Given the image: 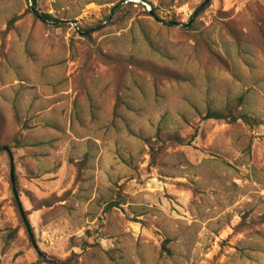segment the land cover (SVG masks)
Here are the masks:
<instances>
[{
  "label": "rangeland",
  "instance_id": "1",
  "mask_svg": "<svg viewBox=\"0 0 264 264\" xmlns=\"http://www.w3.org/2000/svg\"><path fill=\"white\" fill-rule=\"evenodd\" d=\"M207 1L37 0L57 26L32 0H0V145L22 141L16 190L49 259L264 264V0ZM121 3L92 39L68 24L92 27ZM208 110L257 124L203 122ZM196 128L149 169L143 138ZM177 154L190 166L161 176ZM10 171L0 151V264H46Z\"/></svg>",
  "mask_w": 264,
  "mask_h": 264
},
{
  "label": "trees",
  "instance_id": "2",
  "mask_svg": "<svg viewBox=\"0 0 264 264\" xmlns=\"http://www.w3.org/2000/svg\"><path fill=\"white\" fill-rule=\"evenodd\" d=\"M33 7L31 9V12L36 20H39L40 22L44 24H50L53 23L55 25L63 24L64 22L56 19L54 16L47 14V13H41L39 10H37V0H32ZM122 3L113 7L111 9V13L109 16H106L102 20L94 23L92 27H79V33L82 34L83 37L92 39V36L94 33L100 31L104 26H106L108 23L111 22L112 16H115L119 14L122 11ZM206 6H200L192 16V18L189 20V23L185 25V27L188 28L189 31L193 32L198 28L199 25V18L202 16V14L205 12ZM158 9L152 8V11L149 13L151 16H157ZM196 15V16H195ZM66 23V22H65ZM69 24V23H68ZM169 26H174L176 22H170L167 23ZM1 114H0V124H1ZM224 121L225 123L229 125L236 124L239 120H242L243 123L247 124L250 127H254L257 122L253 120L252 118L248 117V115L242 114L239 116L234 115L232 112H223L218 110H208L203 117L202 121ZM199 129L196 128L194 131V134L190 135L188 139L183 138L177 133H168L163 134L162 132H158L155 136V141L153 138H143V141L145 145L148 147V155L150 158L149 162V169L154 172L159 166H160V159L165 156L166 151H168L171 148H174L176 146H187L191 145L196 138L198 137ZM21 140L15 139L11 145L5 146L8 147L9 150L19 149L21 147ZM1 146V145H0ZM186 166H190L188 160L183 154H177L173 157L169 158V161L163 165L166 169H168L169 173H164L161 176L165 178H175L174 173L179 172L183 170ZM125 204L124 201L119 199V201L115 202L111 207H120L121 205ZM19 212V210H18ZM20 213V212H19ZM26 222L22 221L24 223V227L27 231V224L30 225L29 216L30 213L24 211ZM21 215V213H20ZM31 228V227H30ZM32 231V229H31ZM166 246V245H164ZM42 261L46 264H49L46 260L42 259ZM72 260L69 259L64 264H71Z\"/></svg>",
  "mask_w": 264,
  "mask_h": 264
},
{
  "label": "water",
  "instance_id": "3",
  "mask_svg": "<svg viewBox=\"0 0 264 264\" xmlns=\"http://www.w3.org/2000/svg\"><path fill=\"white\" fill-rule=\"evenodd\" d=\"M0 151H5L9 155L10 162H11L10 177H11V183H12V188H13V192H14V197H15V199L17 201V205H18L19 211L21 213V216L23 218V221L26 222L27 220H26V217H25V214H24V210H23L22 204L20 202V199H19V196H18V193H17V190H16L15 167H14V157H13V154L9 150V148L8 147H5V146H0ZM27 232H28V234L30 236V239H31V242H32V245H33L35 251L37 252V254L41 258H43L44 260H46L49 264H64V263H61L59 261H56V260H53V259H49L45 254H43L42 252H40V250H39V248H38V246L36 244V241L34 239V236H33L32 232H31V228H30V225L29 224H27Z\"/></svg>",
  "mask_w": 264,
  "mask_h": 264
},
{
  "label": "built area",
  "instance_id": "4",
  "mask_svg": "<svg viewBox=\"0 0 264 264\" xmlns=\"http://www.w3.org/2000/svg\"><path fill=\"white\" fill-rule=\"evenodd\" d=\"M149 11L151 12L152 9H149ZM88 16H89V12H86L83 15L85 19H88ZM69 25L71 26L72 29L76 30L79 33V23L78 22H73V23L71 22L69 23Z\"/></svg>",
  "mask_w": 264,
  "mask_h": 264
}]
</instances>
